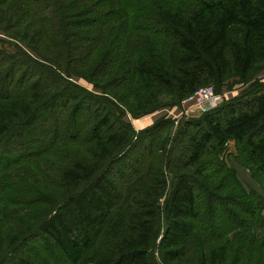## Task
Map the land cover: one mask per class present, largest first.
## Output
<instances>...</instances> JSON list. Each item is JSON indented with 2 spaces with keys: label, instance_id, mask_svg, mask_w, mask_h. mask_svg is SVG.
Masks as SVG:
<instances>
[{
  "label": "trees",
  "instance_id": "obj_1",
  "mask_svg": "<svg viewBox=\"0 0 264 264\" xmlns=\"http://www.w3.org/2000/svg\"><path fill=\"white\" fill-rule=\"evenodd\" d=\"M0 31V264H264L263 84L110 177L126 111L264 63V0H0ZM229 140L263 194L207 159Z\"/></svg>",
  "mask_w": 264,
  "mask_h": 264
},
{
  "label": "rangeland",
  "instance_id": "obj_2",
  "mask_svg": "<svg viewBox=\"0 0 264 264\" xmlns=\"http://www.w3.org/2000/svg\"><path fill=\"white\" fill-rule=\"evenodd\" d=\"M0 38L7 39L2 31H0ZM73 79L76 83L82 85L83 87L94 92H98L93 83L77 76H73ZM258 84L264 85V63L256 65L253 71L247 77H245V79H240L239 77L233 76L225 79L221 84L207 83L203 85L202 87L211 86L217 93L221 95L220 102L218 104L212 105L205 111L200 110L199 107L194 106L192 103H188L186 101V97L188 95L178 98L170 94L161 95V107L155 111L146 114H134L126 111L124 119L132 125L136 132L149 127L151 128L143 135L139 134V137H142L141 143L144 145L145 149L144 147H138L135 150H130L129 153H127V156H125L121 163L118 164L115 170L110 173V177L114 180H121L124 182V178H122V176L129 173L128 165L134 166L135 164L133 160L138 159L139 155L143 154L144 152L147 154V149L149 151L153 150L154 153L149 156L153 159V155L157 153L160 154V151L163 150V147H165L166 152L171 151L170 159L173 161L178 156V151L175 150L178 147L176 139L179 136L180 130L185 127V121H195L199 119L210 109L232 101L242 96L244 93L251 92L252 89ZM153 124L156 126L152 129ZM236 155L237 149L235 142L233 140H229L221 148L218 156H209L207 159H213V161L218 159V161L222 162L229 170L234 169L236 179L243 185L246 192H249L251 189H253L256 192L263 194L256 181L251 177L248 169L236 161ZM225 174V180L229 181L231 176L229 173ZM222 175L223 174L217 178L219 179ZM108 232L109 231L107 230L106 235ZM157 248L154 250L153 256L155 264H169L168 261L161 260L160 254H158L156 251Z\"/></svg>",
  "mask_w": 264,
  "mask_h": 264
},
{
  "label": "built area",
  "instance_id": "obj_3",
  "mask_svg": "<svg viewBox=\"0 0 264 264\" xmlns=\"http://www.w3.org/2000/svg\"><path fill=\"white\" fill-rule=\"evenodd\" d=\"M188 103L205 111L212 105L218 104L221 100V95L217 93L211 86L199 87L196 91L186 97Z\"/></svg>",
  "mask_w": 264,
  "mask_h": 264
}]
</instances>
